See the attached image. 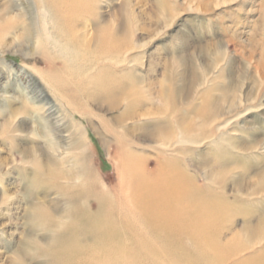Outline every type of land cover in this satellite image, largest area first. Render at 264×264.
<instances>
[{"label":"rangeland","instance_id":"obj_1","mask_svg":"<svg viewBox=\"0 0 264 264\" xmlns=\"http://www.w3.org/2000/svg\"><path fill=\"white\" fill-rule=\"evenodd\" d=\"M85 1L136 49L79 81L0 0V264H264V0Z\"/></svg>","mask_w":264,"mask_h":264},{"label":"bare ground","instance_id":"obj_2","mask_svg":"<svg viewBox=\"0 0 264 264\" xmlns=\"http://www.w3.org/2000/svg\"><path fill=\"white\" fill-rule=\"evenodd\" d=\"M38 1L42 6V10L40 12L41 38L38 40V45L46 49V51L49 53L51 58L55 61L56 65H58L59 63L56 61L62 62V64L67 68V72H69L72 77L78 78L79 81H84L83 80L84 77L87 76V73L90 70H92V68L95 65H99L101 62H107V61L118 63L122 61V59L120 58L122 55H126V54L128 55L130 52H133L136 49L135 47L131 45L129 46L128 44L126 46L125 43L127 41L125 40V37H123L118 32V29L113 28V26L112 28L102 27L100 26L101 24L100 21L97 22L98 26L96 28L93 39L91 41H86L82 39L83 40L82 41L81 40L82 37L80 35L81 29L79 28V25L81 24V21L83 19L90 20L91 18L89 17L90 14H88L90 7L87 4V1L85 0H62L61 5L58 6L56 9L51 7V5H49V3L53 2L54 0H38ZM92 11L94 10L92 9L90 12L92 13ZM68 12L71 13L68 14ZM85 14L87 15V17H85L86 16ZM58 18H61L62 21H58ZM28 31L29 30H26V32ZM49 77L52 79V81L55 84L56 83L58 84L59 87L56 86L57 90L58 89L61 90V88H63L64 85L67 84L66 82V84L62 85L64 81L62 79L60 80L56 79L54 75H51ZM50 85L51 87L53 86L52 84ZM102 89H103L102 93L104 100L108 102L111 108H117L121 104V100H122V97L118 96L119 93L117 94L116 90H112L107 87H103ZM57 90L55 92H57ZM59 90L58 92H60ZM78 91H80V89H78ZM128 106H132V105L129 104ZM46 110L48 111L47 112L48 116L54 120L53 115L56 110L52 109L51 107H47ZM83 114L85 115L86 113ZM60 124L62 123H59L58 125ZM178 129L180 130V133L177 135L174 134L173 130H171V132L167 130L168 132L165 131L164 133H162L164 139L163 143L167 144L169 140L172 141L173 139L171 138L174 136L176 137V141L178 143L193 141L192 139L189 138V136H187V132H185L182 129L181 124L178 125L177 130ZM122 160H124V158H122ZM53 167L54 166L41 165V170H43L46 174L51 175V177L53 176L55 178L59 175L55 173ZM159 193L160 190H157V194ZM168 197H169L168 194H166L165 192L161 193L160 196L161 203L162 204L167 203ZM67 250H69L68 252H71V254L74 255V253L77 250V247L76 246H72V248L68 247Z\"/></svg>","mask_w":264,"mask_h":264}]
</instances>
